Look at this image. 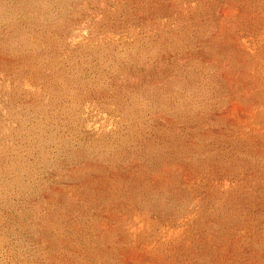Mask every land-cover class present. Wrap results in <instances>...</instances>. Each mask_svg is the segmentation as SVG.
I'll use <instances>...</instances> for the list:
<instances>
[{
    "label": "rangeland",
    "instance_id": "1",
    "mask_svg": "<svg viewBox=\"0 0 264 264\" xmlns=\"http://www.w3.org/2000/svg\"><path fill=\"white\" fill-rule=\"evenodd\" d=\"M0 264H264V0H0Z\"/></svg>",
    "mask_w": 264,
    "mask_h": 264
}]
</instances>
